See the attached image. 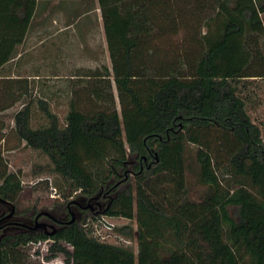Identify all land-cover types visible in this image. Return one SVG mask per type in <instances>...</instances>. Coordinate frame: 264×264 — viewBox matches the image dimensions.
Here are the masks:
<instances>
[{"label":"trees","instance_id":"1","mask_svg":"<svg viewBox=\"0 0 264 264\" xmlns=\"http://www.w3.org/2000/svg\"><path fill=\"white\" fill-rule=\"evenodd\" d=\"M41 1L52 0H0V71L18 55ZM69 1L78 18L101 10L112 69L82 75L89 79L64 126L38 99L49 125L32 127L27 104L15 130L49 157L67 197L100 195L104 209L69 222L70 199L55 203L57 232L8 235L1 264H27L28 244L49 239L47 262L63 254L66 264H264V139L239 92L241 80L264 77V0ZM13 82L23 81L0 79V112L19 98L7 90ZM188 144L208 186L200 200L188 189ZM22 188L2 166L0 197L15 200ZM102 215L136 222L115 230L136 239L137 253L91 234L88 222Z\"/></svg>","mask_w":264,"mask_h":264},{"label":"rangeland","instance_id":"2","mask_svg":"<svg viewBox=\"0 0 264 264\" xmlns=\"http://www.w3.org/2000/svg\"><path fill=\"white\" fill-rule=\"evenodd\" d=\"M88 5L91 8L94 6L92 3ZM83 12L81 10V17L78 23L81 26L86 25V29L81 30V40L78 31L77 37L74 39L75 45L79 48V57L74 50L70 56L66 55L64 57L65 63L60 66L61 73L58 78L42 76L39 79H20L23 81L21 83L24 85V89L26 88L25 92L18 89V86L22 85L21 83L13 82L10 89L14 88L16 91L15 95L19 98L12 106L0 112V122L4 126V129L0 130V168L6 166L9 172H16L19 175L23 188L14 201L21 208H26L30 211L53 209L55 203L62 202L68 198L71 199L75 196V192L71 197H67L66 195L69 193L68 183L52 170V162L49 157L40 150L26 146L25 142L19 139L15 130L14 116L16 112L29 104L31 105V126L34 128L47 126L50 120L37 103L38 99H45L48 101L51 110L57 114L60 124L64 126L66 117L71 109V100L75 98L76 89L82 90L86 80L89 79L78 77L76 73L77 65H89L95 68H103V70L104 67L112 68L101 10H91L86 15ZM56 17L57 15H53L52 19L46 22H53ZM66 20L64 16L63 19L58 18L55 22L64 23ZM31 51H35L37 58L43 49L35 46ZM86 57L91 60L94 59V61L90 62V64L82 63L84 60L85 62L87 61ZM76 60L80 63H76ZM31 63L33 61L26 68L24 67L27 72H29V69H35L34 64ZM104 84L106 82L102 83V85ZM3 85L5 84H0V94H3ZM112 92L116 100V107L121 111L119 95L114 80ZM239 92L245 97L247 112L252 120L259 125L264 139V77H251L241 80ZM99 104L108 105V103L104 102ZM84 105L94 108L95 103L86 102ZM196 148L195 144H188L187 154L189 161L193 164V170L191 169L188 173L187 181L190 197L200 200L208 191V186L200 181L198 164L195 163ZM95 222L98 223L97 230L93 225ZM124 225H131L134 229L137 228V224L133 220L106 215L101 217L100 220H90L87 227L91 234L99 240L127 247L137 253L138 242L136 239L121 235L115 230L117 227ZM51 243L52 239L45 240L39 244H28L26 249L31 254L32 259L27 264H51L44 259V255L48 254V248ZM37 251L41 255H36ZM59 257L60 262L62 261V264H66L64 255L59 254L57 258ZM55 262L59 263L58 260Z\"/></svg>","mask_w":264,"mask_h":264},{"label":"crops","instance_id":"3","mask_svg":"<svg viewBox=\"0 0 264 264\" xmlns=\"http://www.w3.org/2000/svg\"><path fill=\"white\" fill-rule=\"evenodd\" d=\"M77 10L78 4L74 3L73 1H41L38 5L37 15L28 28L25 40L18 46V55L1 68L0 79H6L9 81L20 79L31 80L32 78L39 79L42 76L58 78V75L61 73L60 66L65 63L64 57L66 55L70 56L73 53V50L79 57V48L77 45H75L74 39L77 37L78 31V35L81 40L82 36H80V33L81 30L86 29V25L81 26L78 23L80 18L77 17ZM53 15H57V17L60 19H63L65 16L67 20L64 23H58L55 22V20L58 19L56 17L53 21L55 23L46 22L47 20L50 21ZM87 31L89 30L87 29ZM35 46L43 49V51H40L39 57L37 58L35 51H31L35 48ZM66 52L68 53L66 54ZM86 60V62L84 60L82 63L90 64V62L94 61V59L91 60L87 57ZM32 61L33 63L31 64H34L35 69H29V72H27V69L25 70V68ZM75 62L80 63L78 60ZM76 69L78 77L83 78L85 77L82 76L83 74H86L90 69L94 70L96 68L89 65L80 66V64H78ZM3 90L4 88L2 91ZM7 90L13 95L16 94L14 88H7ZM56 259L59 261L58 264L63 263L62 261L60 262V257ZM52 261L55 262V260ZM51 264H53V262H51Z\"/></svg>","mask_w":264,"mask_h":264},{"label":"flooded vegetation","instance_id":"4","mask_svg":"<svg viewBox=\"0 0 264 264\" xmlns=\"http://www.w3.org/2000/svg\"><path fill=\"white\" fill-rule=\"evenodd\" d=\"M3 199L0 198V243L8 235L22 233L43 232L52 236L63 224V221L57 218L56 213L52 210H44L49 212L50 215L40 214L43 210L30 211L29 209L21 208L14 200ZM68 207L72 219L73 212L76 218L87 212L98 213L104 209V201L100 195L93 197L89 201L79 200L76 196H73L68 203ZM52 225L55 227H52ZM53 230L56 232L51 234Z\"/></svg>","mask_w":264,"mask_h":264},{"label":"water","instance_id":"5","mask_svg":"<svg viewBox=\"0 0 264 264\" xmlns=\"http://www.w3.org/2000/svg\"><path fill=\"white\" fill-rule=\"evenodd\" d=\"M1 198V197H0ZM1 199H3V198H1ZM4 200V199H3ZM7 201V200H6ZM40 214H49L50 215V213L49 212H47V211H42ZM39 214V215H40ZM76 220V217H75V213L73 212L72 213V219L69 221V222H73V221H75ZM45 225V224H44ZM46 226V225H45ZM52 227H55L54 225H52ZM56 231L55 230H53L52 231V233L51 234H54ZM0 264H1V247H0Z\"/></svg>","mask_w":264,"mask_h":264},{"label":"built area","instance_id":"6","mask_svg":"<svg viewBox=\"0 0 264 264\" xmlns=\"http://www.w3.org/2000/svg\"><path fill=\"white\" fill-rule=\"evenodd\" d=\"M103 216H104V215H103ZM103 216H101V217H103ZM101 217H100V218H101ZM100 218H98L97 220H100ZM93 221H95V220H93ZM88 224H89V222H88ZM93 225H94L95 228H96V227L98 228V223L95 222ZM87 226H88V225H87ZM97 228H96V230H97ZM38 244H39V243H38ZM55 261H56V260H55ZM51 262H53V264H58V263H56V262H54V261H51ZM51 262H49V263H51Z\"/></svg>","mask_w":264,"mask_h":264}]
</instances>
